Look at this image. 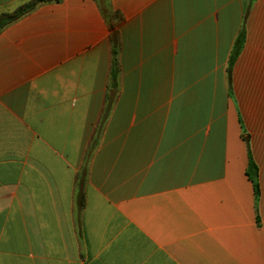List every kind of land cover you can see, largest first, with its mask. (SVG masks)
Wrapping results in <instances>:
<instances>
[{
  "label": "crops",
  "instance_id": "crops-1",
  "mask_svg": "<svg viewBox=\"0 0 264 264\" xmlns=\"http://www.w3.org/2000/svg\"><path fill=\"white\" fill-rule=\"evenodd\" d=\"M33 1L0 0V20ZM0 264H264V0H61L9 21Z\"/></svg>",
  "mask_w": 264,
  "mask_h": 264
},
{
  "label": "trees",
  "instance_id": "trees-1",
  "mask_svg": "<svg viewBox=\"0 0 264 264\" xmlns=\"http://www.w3.org/2000/svg\"><path fill=\"white\" fill-rule=\"evenodd\" d=\"M60 2L61 0H34L33 3H31L30 5H26L24 7H22L21 9H19L15 15L13 16H8V22H5V20L1 19L0 20V31L2 30V28L9 23V21L14 20L26 13H28L30 10H32L33 8H35L37 5L42 4V3H46V2ZM117 77V73L114 70V80H116ZM247 175L248 177L253 181L254 185H255V192H256V196H259V187L257 184V178H258V167L255 164L251 152H250V161H249V168L247 170Z\"/></svg>",
  "mask_w": 264,
  "mask_h": 264
}]
</instances>
